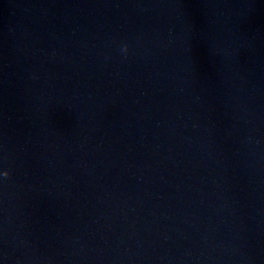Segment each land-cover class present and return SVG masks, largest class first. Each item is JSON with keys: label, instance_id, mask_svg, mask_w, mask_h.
I'll use <instances>...</instances> for the list:
<instances>
[{"label": "water", "instance_id": "water-1", "mask_svg": "<svg viewBox=\"0 0 264 264\" xmlns=\"http://www.w3.org/2000/svg\"><path fill=\"white\" fill-rule=\"evenodd\" d=\"M0 167V264H264V0H0Z\"/></svg>", "mask_w": 264, "mask_h": 264}, {"label": "clouds", "instance_id": "clouds-1", "mask_svg": "<svg viewBox=\"0 0 264 264\" xmlns=\"http://www.w3.org/2000/svg\"><path fill=\"white\" fill-rule=\"evenodd\" d=\"M128 47H129L128 44H126V43L123 44L121 51L126 54L128 51ZM9 174H10L9 171L5 170V177H7Z\"/></svg>", "mask_w": 264, "mask_h": 264}, {"label": "snow or ice", "instance_id": "snow-or-ice-1", "mask_svg": "<svg viewBox=\"0 0 264 264\" xmlns=\"http://www.w3.org/2000/svg\"><path fill=\"white\" fill-rule=\"evenodd\" d=\"M5 170L3 167H0V177H5Z\"/></svg>", "mask_w": 264, "mask_h": 264}]
</instances>
